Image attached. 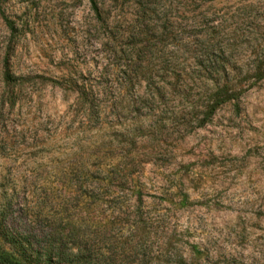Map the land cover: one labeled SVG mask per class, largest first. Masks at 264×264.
Instances as JSON below:
<instances>
[{"label": "rangeland", "instance_id": "obj_1", "mask_svg": "<svg viewBox=\"0 0 264 264\" xmlns=\"http://www.w3.org/2000/svg\"><path fill=\"white\" fill-rule=\"evenodd\" d=\"M96 2L100 16L90 0H0V199L126 159L154 223L147 264H264V0ZM214 81L240 98L201 127Z\"/></svg>", "mask_w": 264, "mask_h": 264}, {"label": "trees", "instance_id": "obj_2", "mask_svg": "<svg viewBox=\"0 0 264 264\" xmlns=\"http://www.w3.org/2000/svg\"><path fill=\"white\" fill-rule=\"evenodd\" d=\"M90 2L100 16L96 0ZM2 18L14 29L5 13ZM202 66L196 62V67ZM171 72L177 78L182 74L175 68ZM255 77L262 80L264 72L258 68ZM5 81L16 82L8 72ZM240 93L234 81H214L201 127L223 105L238 100ZM81 97L87 105L88 95L81 93ZM135 172L126 159L97 165L86 162L81 170L86 183L80 187L45 188L24 202L13 191L5 193L0 199V264H127L128 254L136 256L132 264H147L155 258L145 243L154 223L140 213L143 185ZM76 173L71 172L73 176ZM129 197L135 198L136 204L131 205ZM131 206L135 212L128 221L123 216ZM118 229L127 231L131 239H118Z\"/></svg>", "mask_w": 264, "mask_h": 264}]
</instances>
